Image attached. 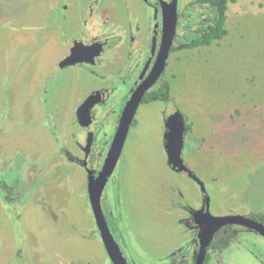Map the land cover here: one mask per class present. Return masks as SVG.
<instances>
[{
	"label": "rangeland",
	"instance_id": "1",
	"mask_svg": "<svg viewBox=\"0 0 264 264\" xmlns=\"http://www.w3.org/2000/svg\"><path fill=\"white\" fill-rule=\"evenodd\" d=\"M99 1L115 11L123 8L120 0ZM191 1L174 48L188 42L200 22L195 0H180L181 8ZM90 5L91 0H0V157L15 158L18 148L25 152L9 184L20 199L10 202L0 193V264H44L49 257L61 264L55 256L61 245L66 260L78 255L79 246L84 255L91 247L105 257L106 249L85 232L78 238L77 228L88 229L94 214L87 186L78 182L80 168L66 159L64 148L74 154L77 149L69 140L71 127L60 119L72 123L75 108L92 90L119 86L98 108L102 128L92 151L107 152L126 102L127 88L119 81L110 85L108 75L58 69L69 39L84 30L80 22ZM226 27L228 35L211 46L171 54L160 86L170 85L173 106H140L105 188V217L115 223L134 264H172L171 254L187 238L179 216L202 201L201 187L170 169L162 144L164 112L178 109L192 128L186 162L211 199L210 213L264 214V0L230 4ZM30 170L38 172L33 188ZM215 264H264V238L245 236Z\"/></svg>",
	"mask_w": 264,
	"mask_h": 264
},
{
	"label": "flooded vegetation",
	"instance_id": "2",
	"mask_svg": "<svg viewBox=\"0 0 264 264\" xmlns=\"http://www.w3.org/2000/svg\"><path fill=\"white\" fill-rule=\"evenodd\" d=\"M120 1L123 3V8L115 11L112 7L100 4L99 0H91L90 9L87 12L89 14L85 20L80 22V26H83L84 30L82 31L80 28V31L69 39L64 56L58 65V69L61 71L78 69L89 74L92 78L93 76H101V78H104L105 74L111 78L110 85L115 81H119L125 85V88H127V93L124 95L126 102L123 103L122 109L120 110V117L118 122L115 123V128L117 129L120 125L122 114L132 97L140 89H146V87L153 81L152 78L154 77V72L159 61L161 60L163 44L166 40L167 34H169L171 23L177 18L178 35L181 21L183 20V16H185L183 11L185 8L188 10L189 4L192 3V1L185 5L183 3L181 8L180 0ZM197 1L198 0H195L193 5H195ZM63 7V10L67 12L68 6ZM144 10L148 11L145 25L139 22L143 17ZM119 13H121V15H119ZM63 19L67 21V16L64 15ZM69 29L71 34L76 33L72 31L71 28ZM173 49L174 46L171 48L170 56ZM170 56L167 61L166 70L170 61ZM166 70L162 74L158 83L149 88L146 92L141 105L145 104L144 100L146 97L155 91L153 90L154 88L157 87L156 90H158L161 87L160 82L162 81V78H164ZM118 88L119 86L117 85L111 87L103 86L100 90H92L90 95L78 105V109L76 108L73 114V122H70V124H68L69 122H67L68 120L66 118H62L60 115L62 122L71 127L69 140L73 145V150L77 149L74 154L68 148H64L63 150L66 152V159L80 168L81 172L78 175V182L79 184L82 183V186L85 182L87 188L84 192L88 197L90 178L95 180L98 179L107 161V156L112 145H109L107 152L102 151V149L98 151L96 150L95 152L92 151L96 139V133L101 132L100 128H102L99 120L101 118L99 117L101 113H98V108L104 106ZM157 102L162 101L151 103ZM162 103H165L167 106L168 104H172L170 101ZM177 112L180 111L176 109L168 116L167 113L164 112L162 144L164 146L170 169H172L173 172L183 174L196 182V185L199 188H202H200L202 191V201L197 207H187L185 211L180 214L181 216H179L178 223L183 227L181 232H185L187 238L184 243L181 242L182 248L176 249L175 252L171 254L170 258L172 259V264H197L201 248L205 247L206 256L204 264L219 263L229 255L234 245H239L241 243V240L245 236L247 237L254 234L264 238V235L246 225L238 223L217 226L218 222H216V219L234 218L237 216H213L210 213L211 199L204 185L201 183L202 181L199 180L192 171H190L191 173L187 172V168L190 170V167L186 162L185 152L187 138L192 133V128L181 112L180 113L183 115L185 122L184 147L182 151V159L185 169L178 163V161H176V159H173V157L170 156L168 150L169 146H176L177 143H174V141L169 138L171 131L168 125L170 124L172 128L175 127V121L172 122L170 119ZM58 113L60 114L59 110ZM177 119L179 120V118ZM178 132L179 131H177V133ZM23 151V149L18 148V154L15 158H12L11 156L5 158L4 161H2L0 157V193L3 196L6 193V197L10 198V202L15 199H20L18 197L21 196V194L15 196L14 191L10 188L9 184L15 180V175L18 170L17 165L21 161V155L23 157L25 153ZM81 153H83L82 157L80 155ZM37 175L38 172L36 174L33 170H30V188L34 187V181ZM73 182L76 183L77 180ZM103 200H105L104 194ZM103 200L102 206L104 207L105 204L103 203ZM240 217L249 219L264 227V214H249ZM113 224L114 226H112ZM108 225L117 243L119 244L120 242L119 246L128 263L134 264V260L131 261L130 255L128 253L125 254V241L121 242L115 235V223H108ZM83 232H85L84 235H86L91 242L100 243L104 250L106 249L95 217L93 218V223L90 224L88 229L84 230L81 225L80 229L77 228L80 241ZM1 242L2 239H0V243ZM226 242L227 245L225 246ZM62 246L64 245H61L60 248L55 251V256L62 260L61 264H82L84 262L87 264H114L107 250L105 251V257L101 258L98 251L96 252V249L91 247L88 249L89 252L84 255L80 246L78 249V255H75L74 259H69L70 261L66 260L64 251L61 248ZM47 259L48 260L44 264H51L50 257Z\"/></svg>",
	"mask_w": 264,
	"mask_h": 264
},
{
	"label": "water",
	"instance_id": "3",
	"mask_svg": "<svg viewBox=\"0 0 264 264\" xmlns=\"http://www.w3.org/2000/svg\"><path fill=\"white\" fill-rule=\"evenodd\" d=\"M177 25H178V20L177 18H175V20L171 23L169 34H167L166 40L163 44V48L161 52V60L159 61V64L157 65L156 70L154 72V77L152 78L153 81L151 82L150 85L146 87V89L144 90L140 89L127 104L124 113L122 114L120 125L115 134L114 140L112 142L111 148L107 156V161L104 165L102 172L100 173L97 180L90 178V185H89L90 204L92 207L94 217L98 224L99 230L101 231L103 243L114 264H129V263L125 258L124 253L121 250L119 244L115 240V237L112 234L111 229L106 220V217L104 215L103 207H102L103 194L109 180L113 176L119 164L125 142L127 141L129 132L132 128L136 114L146 95V92L149 90V88H151L152 86L158 83L162 74L166 70V65L170 56V51L171 48L174 46V41L177 35ZM177 118H179V120ZM171 120L172 122L175 121V124L173 123L175 127L172 128L170 124L168 125L171 131L169 138L172 139L174 143H177V145L169 146L168 148L169 154L171 157H173V159H176V161H178V163L182 165V167H184L185 169L182 159V151L184 147V131H185L184 117L180 112H177L171 117L170 121ZM177 131L179 132L177 133ZM187 172L191 173L188 168H187ZM216 222H218L217 226H224L230 223L243 224L255 231L261 232L264 235V227L262 225L257 224L249 219H245L244 217L237 216L234 218H218L216 219ZM205 256H206V248L202 247L197 264H204Z\"/></svg>",
	"mask_w": 264,
	"mask_h": 264
},
{
	"label": "trees",
	"instance_id": "4",
	"mask_svg": "<svg viewBox=\"0 0 264 264\" xmlns=\"http://www.w3.org/2000/svg\"><path fill=\"white\" fill-rule=\"evenodd\" d=\"M237 1L238 0H198L195 6L199 9L201 8L202 11L200 13V22L191 39L188 42L180 44L179 47L174 48L172 53L178 50L208 47L224 39L228 35L226 24L229 5ZM170 99L171 87L166 83L158 90L149 94L144 100V103L156 101L169 102ZM226 245L227 242L225 246Z\"/></svg>",
	"mask_w": 264,
	"mask_h": 264
},
{
	"label": "crops",
	"instance_id": "5",
	"mask_svg": "<svg viewBox=\"0 0 264 264\" xmlns=\"http://www.w3.org/2000/svg\"><path fill=\"white\" fill-rule=\"evenodd\" d=\"M75 98H76V96H75ZM73 108H74V106L72 105V103L70 104V112H73ZM75 110H76V108H75ZM80 185L82 186V183H80Z\"/></svg>",
	"mask_w": 264,
	"mask_h": 264
}]
</instances>
